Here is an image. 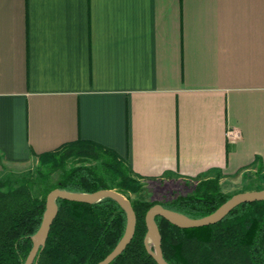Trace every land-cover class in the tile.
Masks as SVG:
<instances>
[{
  "label": "crops",
  "instance_id": "1",
  "mask_svg": "<svg viewBox=\"0 0 264 264\" xmlns=\"http://www.w3.org/2000/svg\"><path fill=\"white\" fill-rule=\"evenodd\" d=\"M77 141L141 181L264 172V0H0V167Z\"/></svg>",
  "mask_w": 264,
  "mask_h": 264
},
{
  "label": "trees",
  "instance_id": "2",
  "mask_svg": "<svg viewBox=\"0 0 264 264\" xmlns=\"http://www.w3.org/2000/svg\"><path fill=\"white\" fill-rule=\"evenodd\" d=\"M74 158L90 164L70 166ZM36 172V177L19 184L0 179V264H24L43 221L46 197L53 189L77 193L114 189L125 196L140 191L143 184L114 152L85 141L38 155ZM197 182L191 193L170 196L164 202L131 201L137 217L135 234L110 264H157L145 248V215L153 205L200 219L231 197L221 190L219 177ZM57 204L58 214L34 264H97L125 234L127 215L110 198L95 204L59 199ZM155 221L168 264H264V201L241 204L205 227L179 228L162 217Z\"/></svg>",
  "mask_w": 264,
  "mask_h": 264
},
{
  "label": "water",
  "instance_id": "3",
  "mask_svg": "<svg viewBox=\"0 0 264 264\" xmlns=\"http://www.w3.org/2000/svg\"><path fill=\"white\" fill-rule=\"evenodd\" d=\"M105 198H110L116 201L127 215V227L124 236L117 246L97 264L112 263L124 252L135 234L137 217L131 201L122 193L114 189H101L93 193H77L56 188L50 191L46 197L43 221L38 232L32 238L33 245L24 264H34L39 254L44 249L51 226L59 211L57 200L61 199L70 202L95 204ZM259 201H264V189L236 193L219 206L213 213L200 219H191L177 212L168 210L160 204H155L148 209L145 215V224L147 228L145 248L157 264H168L164 258L162 237L155 221L156 217H162L179 228H199L221 221L231 210L241 204ZM152 246L153 249L151 248Z\"/></svg>",
  "mask_w": 264,
  "mask_h": 264
},
{
  "label": "rangeland",
  "instance_id": "4",
  "mask_svg": "<svg viewBox=\"0 0 264 264\" xmlns=\"http://www.w3.org/2000/svg\"><path fill=\"white\" fill-rule=\"evenodd\" d=\"M89 162L88 160L74 158L69 161V165L90 164ZM37 164L38 160L21 167H0V179L9 178L14 184H19V182L27 177H36ZM53 177L55 180L57 179V175ZM141 183L143 184L140 191L136 193L127 192L125 197L130 201L142 199L160 203L166 201L170 196L189 194L198 184L197 181L186 180L170 183H164L163 181H141ZM219 183L221 190L230 196L240 192L255 191L256 188H264V172L261 170L257 172L248 171L238 178L231 177L223 180L219 178ZM35 192L39 193L37 189Z\"/></svg>",
  "mask_w": 264,
  "mask_h": 264
},
{
  "label": "built area",
  "instance_id": "5",
  "mask_svg": "<svg viewBox=\"0 0 264 264\" xmlns=\"http://www.w3.org/2000/svg\"><path fill=\"white\" fill-rule=\"evenodd\" d=\"M228 137L230 139H237L239 137V134H238L237 131H232L231 130V131L228 132Z\"/></svg>",
  "mask_w": 264,
  "mask_h": 264
}]
</instances>
